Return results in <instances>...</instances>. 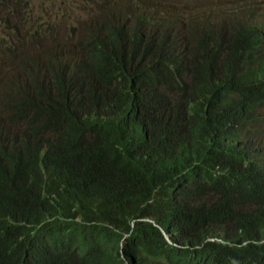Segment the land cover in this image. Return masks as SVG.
Wrapping results in <instances>:
<instances>
[{
  "label": "trees",
  "instance_id": "1",
  "mask_svg": "<svg viewBox=\"0 0 264 264\" xmlns=\"http://www.w3.org/2000/svg\"><path fill=\"white\" fill-rule=\"evenodd\" d=\"M89 1L0 0V264H264V2Z\"/></svg>",
  "mask_w": 264,
  "mask_h": 264
},
{
  "label": "rangeland",
  "instance_id": "2",
  "mask_svg": "<svg viewBox=\"0 0 264 264\" xmlns=\"http://www.w3.org/2000/svg\"><path fill=\"white\" fill-rule=\"evenodd\" d=\"M188 1L191 2L190 5L195 2V0ZM216 1L226 3L228 0ZM233 1L243 3L239 2L242 0H230V2ZM247 1L252 2L254 0ZM255 1H258L260 6H262L261 3L264 2V0ZM30 2L34 8V15L46 24L52 22L56 31L61 35H68V33H70V26L72 24L76 25L80 19H85L91 9L89 0H83L82 2L84 5L76 0H30ZM92 5L95 8L94 3Z\"/></svg>",
  "mask_w": 264,
  "mask_h": 264
}]
</instances>
